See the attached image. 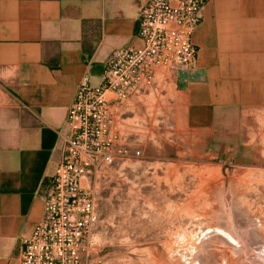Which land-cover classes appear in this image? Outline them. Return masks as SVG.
<instances>
[{"label":"crops","instance_id":"0c3cea01","mask_svg":"<svg viewBox=\"0 0 264 264\" xmlns=\"http://www.w3.org/2000/svg\"><path fill=\"white\" fill-rule=\"evenodd\" d=\"M146 2L0 0V264H20L43 220L79 85L100 86L116 49L141 46ZM193 41L195 67L175 74L188 120L264 108V0H211Z\"/></svg>","mask_w":264,"mask_h":264},{"label":"rangeland","instance_id":"374dc122","mask_svg":"<svg viewBox=\"0 0 264 264\" xmlns=\"http://www.w3.org/2000/svg\"><path fill=\"white\" fill-rule=\"evenodd\" d=\"M175 85L115 106L112 134L130 156L92 181L95 264H226L228 246L210 248L212 263L202 251L228 238L214 230L222 227L264 260V108L222 110L205 127L188 120Z\"/></svg>","mask_w":264,"mask_h":264},{"label":"built area","instance_id":"2783aa9c","mask_svg":"<svg viewBox=\"0 0 264 264\" xmlns=\"http://www.w3.org/2000/svg\"><path fill=\"white\" fill-rule=\"evenodd\" d=\"M210 1L147 0L138 16L141 46L116 49L100 86L88 78L79 85L61 135L63 160L48 183L43 220L22 242L20 264H95L92 240L100 216L92 181L117 158L130 156L112 134L115 106L149 96L195 67L193 38Z\"/></svg>","mask_w":264,"mask_h":264},{"label":"bare ground","instance_id":"6f19581e","mask_svg":"<svg viewBox=\"0 0 264 264\" xmlns=\"http://www.w3.org/2000/svg\"><path fill=\"white\" fill-rule=\"evenodd\" d=\"M212 212V211H211ZM208 215V214H207ZM210 215V214H209ZM220 224V223H219ZM223 224V223H222ZM225 226V225H224ZM257 226V225H256ZM220 227V226H219ZM258 227V226H257ZM263 229V228H262ZM215 231H217V233H219V230L222 232V233H224L228 238H221V237H219V236H217V238H218V240H214V241H211V242H207V244H205V245H203V247H202V251L204 252L203 254H204V256H205V254L207 253V257H205L207 260V262L211 259V260H214V257L216 256L215 254V256L214 255H212V249L210 250V248H213V247H215V245L214 244H216V243H218V242H220V245L221 244H223V246L222 247H224V245L227 247L228 246V248H229V252H225V250H223V252L222 253H224V255H225V257L226 258H223V256L224 255H220V257H222L223 259H225L223 262H226V264H228L229 263V261H231V260H233V258H232V256L230 257V256H228L229 255V253H233L234 255H237V260H238V262H242L243 264H264V260H263V257H261V255L260 254H258L257 255V253L256 254H252V252L253 253H255L254 251H256V250H258V249H256V250H254V251H252V247L251 246H249L250 244H247V243H245V241L244 242H241L242 240H240L239 239V236L238 235H235V233H233L232 231H230L228 228H224V227H222V228H216V229H214ZM213 231V230H212ZM221 232H220V234H221ZM224 236V235H223ZM225 236V237H226ZM242 236H243V234H242ZM241 236V237H242ZM227 239H228V241L230 240V242H228L227 241ZM221 240V241H220ZM223 241V242H222ZM231 242H234V244L235 243H237L238 245H242L239 249H236V248H234V246L231 244ZM261 242V241H260ZM255 244V243H254ZM261 244V243H260ZM248 245V246H247ZM220 247V246H219ZM237 247V246H236ZM260 247H261V245H260ZM259 247V248H260ZM193 248V247H192ZM217 248V247H216ZM196 249V248H195ZM263 249V248H262ZM218 250V249H217ZM259 251H261V250H259ZM195 252V251H194ZM220 252H221V250H220ZM250 252V253H249ZM215 253H217V252H215ZM171 254H173V253H171ZM252 254V255H251ZM199 255H201V253H199ZM198 255V256H199ZM218 255V256H219ZM214 256V257H213ZM259 256V257H258ZM200 258L202 257V256H199ZM198 257V258H199ZM228 257V258H227ZM203 258V257H202ZM221 258V259H222ZM209 259V260H208ZM229 259V260H228ZM201 260H203L204 261V259H201ZM210 260V263H212V261ZM245 260L248 262H245ZM197 261H199V260H197ZM197 261L195 262V263H197ZM202 261V262H203ZM262 261V262H261ZM201 263V262H200ZM232 264V263H231Z\"/></svg>","mask_w":264,"mask_h":264}]
</instances>
